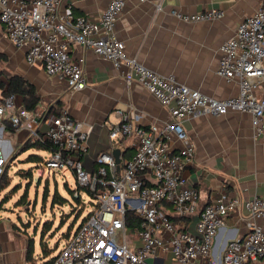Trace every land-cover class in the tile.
Here are the masks:
<instances>
[{
	"label": "built area",
	"instance_id": "built-area-1",
	"mask_svg": "<svg viewBox=\"0 0 264 264\" xmlns=\"http://www.w3.org/2000/svg\"><path fill=\"white\" fill-rule=\"evenodd\" d=\"M127 1L109 0L106 10L94 21L75 15L63 0H0V24L8 40L25 50L29 65H40L49 76L65 80L71 91L87 86L82 65L70 55V45L77 44L121 70L127 86L141 84L169 111L170 121L163 127L142 128L124 116L123 122L111 129L110 137L134 138L133 156L120 158L118 166L110 152H103L96 159L97 168L88 170L82 157L87 152L90 127L75 121L68 111L45 119L41 110L31 112L19 106L17 96H0V180L10 161L11 148L1 139L9 123L16 129L24 128L27 140H50L57 151L45 156L46 169L72 170L78 186L89 191L84 193L94 194V209L73 229L52 264H157L160 254L172 255L178 264H263L264 199L222 194L199 211V192L185 176L194 162L195 147L183 122L189 117H220L236 111L252 116L256 136L264 132V99L255 95V89L264 83V3L220 48L217 74L228 81L236 80L239 93L216 99L127 56L125 43L114 36ZM170 14L185 23L225 17L220 9L196 14L172 10ZM74 196L82 198V193L76 191ZM127 212L142 219L141 229L134 235L126 227ZM241 212L247 214V231L230 240L216 258L219 233L227 227L231 214ZM194 216L198 217L196 230L190 232L183 219ZM172 218L181 220L177 223ZM151 259L155 262L150 263Z\"/></svg>",
	"mask_w": 264,
	"mask_h": 264
},
{
	"label": "crops",
	"instance_id": "crops-1",
	"mask_svg": "<svg viewBox=\"0 0 264 264\" xmlns=\"http://www.w3.org/2000/svg\"><path fill=\"white\" fill-rule=\"evenodd\" d=\"M63 1L75 15L94 21L109 4V0ZM263 3L264 0H146L144 3L128 0L116 23L114 36L125 43L128 57L137 59L148 69L164 76L173 75L179 83L207 96L231 98L238 95L239 85L236 80L228 81L217 74L220 48L234 36L239 24L253 16ZM159 5L161 10H158ZM208 9L223 10L225 17L210 22L185 23L170 14L172 10L196 14ZM0 46L9 57V71L36 87L43 100L38 110L44 114L52 108L68 111L75 121L91 128L87 152L82 157V164L88 170L96 169V159L103 152L113 154L114 150H120L123 160L133 156L134 138L113 140L110 137L111 129L121 124L124 116H130L142 128L163 127L170 121L169 111L141 84L127 86L121 70L77 44L70 45V55L84 69L87 86L82 91H71L65 80L49 76L40 65H29L25 50L8 40L2 24ZM255 95L264 99V83L255 89ZM17 104L23 106L21 97L17 98ZM45 104L48 106L44 107ZM183 126L195 147L194 162L186 169L185 176L199 192V211L222 194L264 199V132L255 135L250 114L230 111L220 117H189ZM41 129L45 130L46 125ZM28 137L24 128L6 129L1 134L2 142H7L11 148L10 157L15 147L26 142ZM197 221V216L188 221L190 232H195ZM247 228L246 213L231 214L227 227L217 237L215 257L219 258L226 244L243 236ZM18 235L13 228L7 229L0 218L3 264H52L69 238L65 235L58 239L55 251L51 247L38 252L35 247L28 260V244ZM156 263L178 264L170 254H160Z\"/></svg>",
	"mask_w": 264,
	"mask_h": 264
},
{
	"label": "rangeland",
	"instance_id": "rangeland-1",
	"mask_svg": "<svg viewBox=\"0 0 264 264\" xmlns=\"http://www.w3.org/2000/svg\"><path fill=\"white\" fill-rule=\"evenodd\" d=\"M0 70L7 75H14L7 68V64L0 65ZM26 158L27 154H24L11 162V166H9L8 172L2 180L0 218L7 229L13 228L14 231H18V236L24 237L27 244L33 240L38 252H42L40 248L41 239L44 240L46 249L49 250L53 247L52 251H54L57 248V240L65 236L64 233L68 231L75 219L74 214L70 217L66 216V214H70L68 205L63 207L51 205L55 193L54 189L57 188L61 195L75 203L69 192L65 191L64 183L68 182L69 186L75 188L76 182L70 169L49 172L40 165L27 164ZM30 171L33 172L32 181L27 180V174ZM46 186L49 187L47 193ZM27 189L29 192H26ZM22 200L27 202V205H21L19 202ZM90 201L89 195L82 192V202L85 204V209L75 223L74 229L78 228L89 212L94 209L95 202L91 204ZM45 222L50 223L51 229L42 236V226Z\"/></svg>",
	"mask_w": 264,
	"mask_h": 264
},
{
	"label": "trees",
	"instance_id": "trees-1",
	"mask_svg": "<svg viewBox=\"0 0 264 264\" xmlns=\"http://www.w3.org/2000/svg\"><path fill=\"white\" fill-rule=\"evenodd\" d=\"M9 61V57L6 53L0 50V65L7 64ZM0 95L2 97H9L11 95H15L17 97H21L23 100V108L28 111H35L43 102L42 98L37 92L36 87L27 79H25L22 76L19 75H7L2 70H0ZM58 115L60 114L59 111H57L55 108L50 109L45 114V119H48L51 115ZM7 129L13 130L14 127L7 123ZM16 129V128H15ZM57 151V147L50 141L45 140L41 141L38 140L36 142H32L31 140H27L20 146H16L14 153L12 154L10 161L5 169V172L0 180V188L2 187V180L5 177V175L8 172L9 166H11V162L17 160L20 156L27 154V164L35 165V166H42L44 169L45 167V156L49 154H54ZM128 160V159H126ZM97 168V167H96ZM25 172V171H23ZM24 175V174H23ZM74 176V175H73ZM33 178V172L30 171L27 174V180L32 181ZM75 179V176H74ZM76 182V179H75ZM64 186L66 187L65 191L69 192L70 197L72 198V203L70 200L65 198L57 188L54 189V195L52 197V206H60L63 207L65 205H68L70 208V214H66V216L70 217L72 214L75 215L74 222L70 225L68 228V231L65 232L66 236H70L71 232L74 229L75 223L77 220L82 216L83 211L85 209V204L82 202V198H76L74 196V192H89L86 188H81L78 186L76 182L75 188L69 186L68 182L64 183ZM46 193L49 192V187L46 186ZM26 192H29L27 189ZM48 195V194H47ZM92 204L95 200L94 194H88ZM21 205H27V202L24 200L19 202ZM165 209L167 211H170V206L165 205ZM192 217H188L185 220L187 223ZM175 222H179L181 219L179 218H172ZM86 218H84L83 221H85ZM142 219L134 212H127L126 214V227L130 231L132 235H134L139 229H141ZM51 229L50 223L45 222L42 226V236H44L45 232L49 231ZM35 243L33 240H31L27 245V259L30 260L34 251H35ZM40 248L41 251L46 250V244L44 240H40ZM57 250V248L55 249ZM54 250V251H55ZM53 261V260H52Z\"/></svg>",
	"mask_w": 264,
	"mask_h": 264
},
{
	"label": "water",
	"instance_id": "water-1",
	"mask_svg": "<svg viewBox=\"0 0 264 264\" xmlns=\"http://www.w3.org/2000/svg\"><path fill=\"white\" fill-rule=\"evenodd\" d=\"M112 155L114 156L118 166H120V164H121V159H120L121 152H120V150H114Z\"/></svg>",
	"mask_w": 264,
	"mask_h": 264
}]
</instances>
